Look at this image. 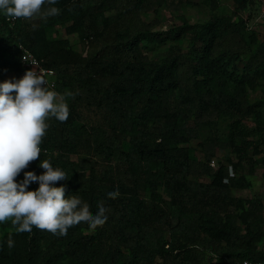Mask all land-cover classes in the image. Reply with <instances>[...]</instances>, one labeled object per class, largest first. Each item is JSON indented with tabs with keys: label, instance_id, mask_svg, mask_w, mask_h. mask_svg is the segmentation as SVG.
I'll return each instance as SVG.
<instances>
[{
	"label": "trees",
	"instance_id": "1",
	"mask_svg": "<svg viewBox=\"0 0 264 264\" xmlns=\"http://www.w3.org/2000/svg\"><path fill=\"white\" fill-rule=\"evenodd\" d=\"M153 1L57 0L60 14L46 21L0 13V83L20 79L22 45L56 71L58 93H75L66 96L68 120L47 121L41 156L24 171L40 175V161L48 159L68 176L54 186L79 196L93 215L100 203L108 210L104 226L92 232L80 224L63 237L0 224V264H194L200 250L188 246L204 242L230 249V264L264 259L254 233L236 221L229 225L222 214L241 179L223 164L214 169L210 156L193 158L187 145L219 115L253 114L246 88L264 75V41L250 48L247 36L255 32L243 17L152 30L141 13ZM234 1L245 9L253 0ZM58 26L86 41L87 53L66 36L48 34ZM184 35L187 49L170 45L160 60L141 47ZM243 54L239 70L235 60ZM237 132L250 146L248 130ZM202 175L211 178L197 179ZM38 187L32 183L29 190ZM117 189L119 197L110 199Z\"/></svg>",
	"mask_w": 264,
	"mask_h": 264
},
{
	"label": "clouds",
	"instance_id": "2",
	"mask_svg": "<svg viewBox=\"0 0 264 264\" xmlns=\"http://www.w3.org/2000/svg\"><path fill=\"white\" fill-rule=\"evenodd\" d=\"M56 3L57 0H0V13L9 20L46 21L60 14ZM23 60L27 62L28 58L23 56ZM30 64L39 72L34 68L20 79L0 83V224L10 222L17 233H30L35 227L58 237L66 236L70 228L80 224H87L88 230L94 232L107 221L108 210L103 203L98 204L93 215L79 196H68L64 186H54L68 176L48 159L40 161L42 174L24 171L41 156L47 121L55 118L66 122L70 115L66 96L75 95L51 89L38 62L32 60ZM22 172L23 179L17 181ZM37 182L39 187L29 190L30 184ZM107 195L116 199L120 193L117 189ZM7 247H14L11 234Z\"/></svg>",
	"mask_w": 264,
	"mask_h": 264
},
{
	"label": "rangeland",
	"instance_id": "3",
	"mask_svg": "<svg viewBox=\"0 0 264 264\" xmlns=\"http://www.w3.org/2000/svg\"><path fill=\"white\" fill-rule=\"evenodd\" d=\"M242 11L234 0H155L150 10L141 13V20L151 22L152 30L176 31L185 21L190 24L205 23L216 16L236 20L243 17ZM251 31L255 33L247 38L254 50L264 41V30L258 27ZM48 34L66 36L74 49L84 55L87 53V42L77 34H67L62 26L49 29ZM188 43L189 35H184L163 43H142L141 47L150 57L160 60L170 45L177 44L186 50ZM247 55L236 57L235 64L239 70ZM255 79L256 84H248L246 88L248 102L253 104V114L219 115L211 124L200 127L198 136L187 145L195 159L206 160L210 156L209 164L214 169L221 164L227 168L232 166L233 176L241 179L243 185L232 189L233 200L222 214L229 225H232L231 221H236L244 231L250 229L257 238L256 250L264 254V75ZM240 126L248 130L246 137L251 141L250 146L242 143L237 132ZM212 159H215V165L210 163ZM210 178L208 175L197 177L205 181ZM224 181L229 182L227 178ZM205 225L202 224L203 227ZM202 235L209 237L206 231H202ZM165 238L169 239L168 233ZM188 247L189 250H200L199 262L194 264H230L231 251L223 244L217 247L204 242Z\"/></svg>",
	"mask_w": 264,
	"mask_h": 264
},
{
	"label": "built area",
	"instance_id": "4",
	"mask_svg": "<svg viewBox=\"0 0 264 264\" xmlns=\"http://www.w3.org/2000/svg\"><path fill=\"white\" fill-rule=\"evenodd\" d=\"M243 13V19L245 20V23L247 25L248 29H256L258 27H261L264 30V0H253L251 3L248 4V6L245 9H242ZM21 64H22V70L19 73V78H22L23 75L27 70L34 69L35 66H33L31 63L32 60H35L38 62L41 69L44 70L45 78L48 82V86L57 91V81H56V71L52 68L45 67L41 64L37 56H35L28 48L21 45ZM23 56L27 57L28 60L25 62L23 60ZM37 72H39V68H35ZM212 165H215V159H212L210 162ZM229 170L231 169V176L234 175L232 166L228 167ZM230 173V171H229ZM245 261H247V264H264V259H250V258H243L242 260H238L236 262H233L231 264H245Z\"/></svg>",
	"mask_w": 264,
	"mask_h": 264
},
{
	"label": "crops",
	"instance_id": "5",
	"mask_svg": "<svg viewBox=\"0 0 264 264\" xmlns=\"http://www.w3.org/2000/svg\"><path fill=\"white\" fill-rule=\"evenodd\" d=\"M12 73H9V78L11 77Z\"/></svg>",
	"mask_w": 264,
	"mask_h": 264
}]
</instances>
